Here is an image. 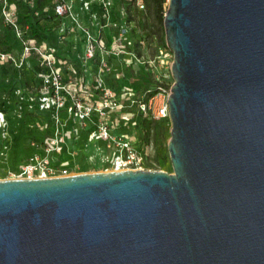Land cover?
<instances>
[{
  "label": "water",
  "instance_id": "95a60500",
  "mask_svg": "<svg viewBox=\"0 0 264 264\" xmlns=\"http://www.w3.org/2000/svg\"><path fill=\"white\" fill-rule=\"evenodd\" d=\"M173 172L0 178V264H264V0H169Z\"/></svg>",
  "mask_w": 264,
  "mask_h": 264
},
{
  "label": "rangeland",
  "instance_id": "374dc122",
  "mask_svg": "<svg viewBox=\"0 0 264 264\" xmlns=\"http://www.w3.org/2000/svg\"><path fill=\"white\" fill-rule=\"evenodd\" d=\"M124 10L132 22L121 17ZM32 15L50 42L30 35L27 19ZM162 36L154 14L146 4L140 9L136 0H0V108L11 117L9 131L12 135L21 130L18 142L11 141L7 162L2 166L13 168L14 164L24 162L25 157L33 153L25 152V144L35 139L44 140L58 132L68 138L75 137V131L79 132L80 142H86L88 133L97 128L96 117L95 121L81 125L76 113L70 112L75 97L90 93L92 97L89 98L94 102L99 101L101 91L114 94L140 91L150 82L153 83L151 89H157L156 107L167 103L174 83L171 71L174 57ZM59 55L66 59L63 61ZM47 56L60 70V82L66 87L60 92L64 106L56 111L55 118L50 111L49 121L44 116L47 113L43 115L39 110L30 112L25 108L28 121L21 125L19 119L13 118L17 92L21 90L25 96L36 92L39 95L52 93L46 88L44 78L52 79L51 67L45 60ZM158 87L169 94L162 93ZM143 94L141 97H145ZM121 99L123 106L109 113L112 119L119 121L118 128L112 132L130 133L129 139L135 141L136 149L146 157L145 170L172 173L168 151L170 118H154L147 113L151 123L146 141L143 116L137 104L126 95ZM21 102L26 104L25 100ZM1 134L0 129V146L3 143ZM77 156L81 172L104 171L98 166V157L89 163L86 154Z\"/></svg>",
  "mask_w": 264,
  "mask_h": 264
},
{
  "label": "built area",
  "instance_id": "2783aa9c",
  "mask_svg": "<svg viewBox=\"0 0 264 264\" xmlns=\"http://www.w3.org/2000/svg\"><path fill=\"white\" fill-rule=\"evenodd\" d=\"M136 2L140 9L145 8L143 0H136ZM121 17H126V21L128 20L126 10L122 12ZM17 29L19 30V28ZM35 49L41 54L38 48ZM45 60L47 61V65L51 67L50 77L52 78L46 79L44 77L45 85L46 88L49 87L47 89H50L52 93L45 94L42 92L39 95L36 92L25 96L19 90L17 94L20 101L25 100L29 111L33 109L41 112L51 111L55 118L56 111L58 112L64 106L60 92L66 90V87L61 84L60 70L53 66L51 58L47 56ZM158 88L162 93L169 94L166 89L162 87ZM145 94H143L145 97H141L142 95L137 94L134 90L118 94H114L111 91H101L99 101L94 102L89 98V96L92 97L90 93L89 96L75 97L74 104L70 106V112L76 113L81 125H84L88 121H95L96 117L97 128L88 133L86 142H80V133L76 131L75 137L68 138L66 135L58 132L44 140H34L32 146L37 151L13 168H4L2 166L4 162H7L12 140H10L9 122L6 113L0 110V129L2 130L1 136L3 140L0 146V171L4 172V178L33 179L73 175L82 171L76 159L79 152H83L88 156L87 160L89 163L98 157L100 159L98 166L104 171L144 169L146 157L136 149L135 141L129 139L130 133L128 135H118L112 132L118 128L119 121L112 119L109 113L110 110L123 106L121 98L126 95L132 98L133 103L137 104L139 111L145 114L150 113L154 118H169L168 102L156 107L154 101L156 95L149 97L148 94ZM91 145L92 147H90ZM93 145L96 146V149L93 148ZM69 147H72V150L68 149ZM66 150H68L67 156ZM93 151L98 155L94 154Z\"/></svg>",
  "mask_w": 264,
  "mask_h": 264
},
{
  "label": "trees",
  "instance_id": "16d2710c",
  "mask_svg": "<svg viewBox=\"0 0 264 264\" xmlns=\"http://www.w3.org/2000/svg\"><path fill=\"white\" fill-rule=\"evenodd\" d=\"M143 2L147 5L149 11L154 14L157 25L159 26V29L162 32V35L165 36V30H164V16L167 11V0H143ZM128 19L132 22L133 20L130 19V16H128ZM27 22H29L30 28H31V35H34V37L38 39H47L49 42L51 41L49 36L45 34L42 29L38 26L39 22L38 20L32 15L28 16ZM162 36V40H163ZM0 42H2V39L0 38ZM59 58H61L63 61L66 59L64 56L59 55ZM153 86V83L149 82L148 87L141 88L138 94L142 93H148V96H154L157 93V89H151ZM140 115L143 116V127H144V139L148 141L149 138V126H150V118L147 117V114L140 111Z\"/></svg>",
  "mask_w": 264,
  "mask_h": 264
},
{
  "label": "crops",
  "instance_id": "0c3cea01",
  "mask_svg": "<svg viewBox=\"0 0 264 264\" xmlns=\"http://www.w3.org/2000/svg\"><path fill=\"white\" fill-rule=\"evenodd\" d=\"M42 31L46 34V32H45L44 30H42ZM25 108H27V107H26V104L23 105L22 102L19 100V97L16 96V97H15V100H14V109H15V111H14L13 118L19 119L21 125H22L25 121H28V114L26 113L27 115H25ZM0 110H3V111L6 113V116H7L8 122H9V127H10V122H11V120H10L9 118H11V117H10L9 113H8L7 111H5L4 109H1V108H0ZM30 112H31V111H30ZM39 113H40V112H39ZM44 113H47V114L44 115ZM41 114H43V115L45 116V118H46L48 121L51 119V113H50V111H43V112H41ZM20 132H21V130H16V132H15V134H14V136H13L12 133L9 131V133H10V140H13V141H15V142L17 143V142H18V137H19ZM17 136H18V137H17ZM35 140H36V141H41V140H39V139H35ZM68 149H71V150H72V147H69ZM24 150H25L26 153H32V152L34 153V152L37 151V150L32 146V143H30V142L24 145ZM81 153H82V154H85V153H83V152H79L78 155H80ZM30 155H31V154H30ZM67 155H68V150H66V156H67ZM26 157H28V156H26ZM26 157H25V159H26ZM13 159H14V156H13ZM76 159H77V161H78V156L76 157ZM14 166H18V165H15V164H14ZM1 175L5 176L3 171H0V178H2ZM3 178H4V177H3Z\"/></svg>",
  "mask_w": 264,
  "mask_h": 264
}]
</instances>
